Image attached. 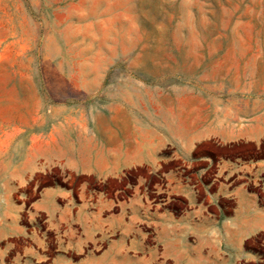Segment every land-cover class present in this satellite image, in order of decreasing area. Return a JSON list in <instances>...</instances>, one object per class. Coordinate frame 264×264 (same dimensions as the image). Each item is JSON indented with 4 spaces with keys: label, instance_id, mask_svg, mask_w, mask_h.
I'll use <instances>...</instances> for the list:
<instances>
[{
    "label": "crops",
    "instance_id": "0c3cea01",
    "mask_svg": "<svg viewBox=\"0 0 264 264\" xmlns=\"http://www.w3.org/2000/svg\"><path fill=\"white\" fill-rule=\"evenodd\" d=\"M8 91L0 264H264L262 94L123 120Z\"/></svg>",
    "mask_w": 264,
    "mask_h": 264
},
{
    "label": "rangeland",
    "instance_id": "374dc122",
    "mask_svg": "<svg viewBox=\"0 0 264 264\" xmlns=\"http://www.w3.org/2000/svg\"><path fill=\"white\" fill-rule=\"evenodd\" d=\"M31 76L89 119L264 97V0H0V100Z\"/></svg>",
    "mask_w": 264,
    "mask_h": 264
}]
</instances>
